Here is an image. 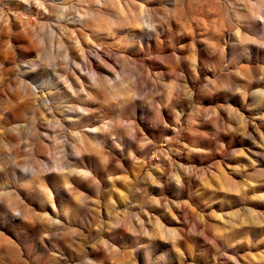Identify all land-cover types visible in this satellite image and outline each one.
<instances>
[{"label":"rangeland","instance_id":"374dc122","mask_svg":"<svg viewBox=\"0 0 264 264\" xmlns=\"http://www.w3.org/2000/svg\"><path fill=\"white\" fill-rule=\"evenodd\" d=\"M0 264H264V0H0Z\"/></svg>","mask_w":264,"mask_h":264},{"label":"built area","instance_id":"2783aa9c","mask_svg":"<svg viewBox=\"0 0 264 264\" xmlns=\"http://www.w3.org/2000/svg\"><path fill=\"white\" fill-rule=\"evenodd\" d=\"M34 4L36 7H40L42 4V0H34ZM28 15H23L24 18H27Z\"/></svg>","mask_w":264,"mask_h":264},{"label":"bare ground","instance_id":"6f19581e","mask_svg":"<svg viewBox=\"0 0 264 264\" xmlns=\"http://www.w3.org/2000/svg\"><path fill=\"white\" fill-rule=\"evenodd\" d=\"M31 2H32V1H31ZM31 2H30V4H29L30 6H31ZM33 4H34V0H33ZM34 6H35V4H34Z\"/></svg>","mask_w":264,"mask_h":264}]
</instances>
